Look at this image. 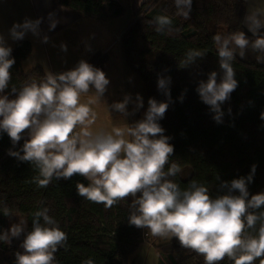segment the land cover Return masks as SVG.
I'll list each match as a JSON object with an SVG mask.
<instances>
[{"label": "clouds", "instance_id": "9594fccd", "mask_svg": "<svg viewBox=\"0 0 264 264\" xmlns=\"http://www.w3.org/2000/svg\"><path fill=\"white\" fill-rule=\"evenodd\" d=\"M175 5L185 19L189 18L192 0H175ZM39 23L25 20L22 25H14L10 34L14 40H22L28 30L37 33ZM244 23L254 38L243 31L216 34L213 40L222 76L218 82V73L212 71L196 88L217 123L222 122L221 105L230 100L239 86L233 67L237 55L244 58L251 51L256 53L257 62L264 63V7L250 9ZM155 24L157 32L172 31V20L167 16H158ZM51 27H55V22ZM61 48L66 51L67 46L62 44ZM11 53L12 48L0 35V93L8 88L12 78L10 69L15 59ZM205 54L206 51L189 50L179 66L187 67ZM109 83L103 70L80 60L71 70L50 73L39 84L24 85L14 99L0 95V132H6L13 145L21 140L25 130L29 136L22 154L10 149L9 155L38 170L34 181L40 188L54 179H70L79 174L89 183H77L78 195L91 202L111 208L132 197L130 225L146 228L161 239L177 238L182 247L202 255L204 264H218L225 257L234 264H253L264 257V192L250 196L248 190L256 165L246 177L222 181L221 188H226L227 193L216 198L210 196L208 186L196 180L181 189L172 179L181 167L169 163L174 146L159 123L168 110L167 101L149 98L143 119L114 127L110 132L92 131L95 113L91 106L100 103ZM170 83V77H161L157 84L169 99ZM93 89L94 94L81 103V96ZM12 92H17L15 86ZM132 102L131 95L126 94L109 108L127 117L143 107V98L137 94L130 113L128 105ZM3 214L13 215L7 207ZM258 223V235H252ZM26 226L27 220L19 219L9 230L0 232V241L10 243L12 238H19ZM67 240L49 209H39L33 213L32 230L23 239L24 252L16 254V264H55V253L66 249Z\"/></svg>", "mask_w": 264, "mask_h": 264}, {"label": "trees", "instance_id": "16d2710c", "mask_svg": "<svg viewBox=\"0 0 264 264\" xmlns=\"http://www.w3.org/2000/svg\"><path fill=\"white\" fill-rule=\"evenodd\" d=\"M75 13L98 21H109L125 13L120 0H56ZM245 0H192L189 18L185 19L175 5V0H146L135 11L134 18L119 36L123 59L138 76L147 99L167 101L168 110L159 121L164 135L174 146L169 163H178L181 172L172 179L181 189L190 181L209 187L212 198L227 193L222 181L246 177L252 165L256 170L248 184L250 196L264 192V63L257 62L256 53L248 51L244 58L237 55L233 62L239 86L231 98L221 105L222 122L217 123L209 106L202 102L196 88L207 80L212 71H222L213 37L243 31L254 38L244 26ZM167 16L172 20L171 32H157L155 19ZM264 32V29L261 30ZM15 64L10 69L11 81L5 93L16 96L26 84L44 81L47 73L39 65L24 71L21 62L31 53L28 39L15 40L11 46ZM189 50L206 51L202 58L180 67ZM108 54L96 51L87 62L105 72ZM171 78L169 96L158 89L159 78ZM15 86L17 92H12ZM181 96L183 99L181 100ZM230 109V111H229ZM28 131L13 145L6 132H0V232L9 230L19 219L27 226L19 238L10 243L0 241L7 264L15 263L16 250L27 232L32 230L33 213L42 208L67 234V247L55 253V264H128L129 256L145 238L146 228L129 224V206L132 197L111 208L91 202L78 195V182L89 181L76 174L70 179L53 180L40 188L34 181L38 170L29 163L9 155V150L21 151ZM167 168V165H166ZM234 194L238 195V192ZM7 207L13 213L5 216ZM257 230L251 232L258 235ZM158 264H204V257L180 245L177 238L158 244ZM264 257L253 264H260ZM218 264H234L225 257Z\"/></svg>", "mask_w": 264, "mask_h": 264}, {"label": "rangeland", "instance_id": "374dc122", "mask_svg": "<svg viewBox=\"0 0 264 264\" xmlns=\"http://www.w3.org/2000/svg\"><path fill=\"white\" fill-rule=\"evenodd\" d=\"M17 1L19 2V0ZM31 1L35 12H37L41 18L44 36L48 38L44 26V23L46 22L45 15L41 14V11L43 10L42 6H44V8L48 11L51 10V12H55L56 9L60 11L63 7L56 5L54 0ZM0 2H6V4L11 2L12 4L10 6H12L14 10L25 11L23 4L21 3V7L19 8L15 0H0ZM46 2H48V4ZM122 4L125 7V13L122 16L109 21H98L86 16H81V18L76 20L74 19L71 23H64V25H62V23H57V26L55 27L58 29H56L55 37H53L55 39L51 38L47 39V41L44 40L48 47V53L51 55V60L55 64L57 60L63 62L59 73L73 69L77 66L80 60L87 61L88 57L94 53L93 49L97 48V46L101 44L102 48L100 52L108 54L105 70V74L109 80H111L107 91L105 92L106 94H109L108 103L111 105L113 102L121 101L126 94H130L133 102L129 103L128 109L131 113L134 108L136 95L140 94L142 96L143 107L127 117L122 116L120 113L111 111L109 106L104 107L103 109L100 107L95 108V110H93L95 113V123L92 125V131L94 132L100 130L110 132L114 127L122 126L126 123H135L136 121L144 118L148 108V99L143 84L140 81L139 76L126 65L123 59L121 42L119 40L121 33L134 18L135 11L138 6H133L131 9L128 1L122 2ZM133 4L134 2L132 1V5ZM51 20L56 21L54 18ZM57 21L61 22L60 20ZM11 29L12 26L11 28H8L9 33ZM32 37L33 36L31 35L24 38L30 41L32 49L34 47L33 53H37L38 43L35 42ZM62 44L67 46L66 51L61 48ZM54 50H57V53H54ZM90 93H94V89L93 91H90ZM104 103L107 104V100H104ZM137 195L140 194L138 193ZM144 232L146 234L143 239L144 241L129 256L128 264H158L160 254L157 251L156 246L170 240L153 236L148 229H145ZM18 252L23 253L24 249L21 247L16 250V254ZM14 259V264H16V256ZM0 264H7L6 255L3 253L1 248Z\"/></svg>", "mask_w": 264, "mask_h": 264}, {"label": "crops", "instance_id": "0c3cea01", "mask_svg": "<svg viewBox=\"0 0 264 264\" xmlns=\"http://www.w3.org/2000/svg\"><path fill=\"white\" fill-rule=\"evenodd\" d=\"M17 3V6L20 8L21 7V3L23 4V7L25 8V11H19V10H14V8L12 6H10L12 3L8 2V4H6V2H0V35H2L4 37L5 43L7 46H12L13 45V38L11 36V34L9 33L8 28H11V26L13 27L16 24H23L25 20H30V21H36L39 20L40 23L38 25V30L37 33H33L32 31L28 30L25 33L24 37H28V36H33L32 38H34L35 42H37V53H33L34 51V47L31 50V53L21 62V67L24 71H28L30 70L32 67L39 65L43 68V70L47 73H59V70L61 68V66L63 65L62 61L57 60L56 64L51 60V55L48 53V47L46 45V43L44 42V29H43V24L41 23V18L38 15L37 12H35L34 7L32 6V1L31 0H19V2L17 0H15ZM121 3L128 1L130 8L132 9L133 6H140V4L146 0H120ZM132 1L134 2V4L132 5ZM54 2L56 3V5L63 7L61 5H59L56 0H54ZM48 4V2H46ZM245 13H244V17H243V24L244 26L247 28L246 24L244 23L245 20V16L248 13V11L252 8L255 7H264V0H245ZM124 6V5H123ZM8 8V10H7ZM42 11L41 14L45 15V19L46 22L44 23L45 29H46V34L48 36V39H55L53 37H55V31L56 27L52 28L51 25L53 24V22H55V26H57V23H62V25H64V23H71L74 19H79L81 18V15L75 13L72 10H69L65 7H63L62 9H66V10H61L58 11L57 9L55 10V12H51L48 11L47 9L44 8V6H42ZM52 13V14H51ZM79 15V16H78ZM56 19L60 20L61 22H56L54 20L51 19ZM12 21V23H11ZM248 29V28H247ZM20 30V29H19ZM90 31V30H89ZM29 32V34H28ZM31 38V37H29ZM33 41V40H32ZM102 45L100 44L99 46H97V48L93 49L94 52L96 51H100ZM59 51V50H58ZM57 53V50H54V53ZM61 52V51H59ZM111 81V80H110ZM93 91V90H91ZM94 93H89L87 95H82L81 96V103L86 102L88 95H92ZM0 95H7L9 97V99H14L16 96H10L7 93L3 92L0 93ZM108 99H109V94H104L103 99L100 101L99 104L97 105H92V109L95 110V108H101L103 109L104 107L109 106L110 104L108 103ZM104 100H107V104L104 103ZM77 132L80 131V128L77 127Z\"/></svg>", "mask_w": 264, "mask_h": 264}, {"label": "built area", "instance_id": "2783aa9c", "mask_svg": "<svg viewBox=\"0 0 264 264\" xmlns=\"http://www.w3.org/2000/svg\"><path fill=\"white\" fill-rule=\"evenodd\" d=\"M77 131V130H76Z\"/></svg>", "mask_w": 264, "mask_h": 264}]
</instances>
